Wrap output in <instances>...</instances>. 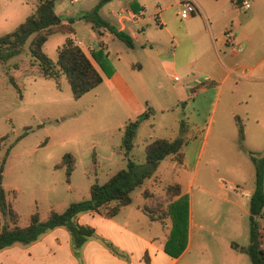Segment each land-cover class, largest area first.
Returning a JSON list of instances; mask_svg holds the SVG:
<instances>
[{
  "label": "rangeland",
  "instance_id": "1",
  "mask_svg": "<svg viewBox=\"0 0 264 264\" xmlns=\"http://www.w3.org/2000/svg\"><path fill=\"white\" fill-rule=\"evenodd\" d=\"M56 2L60 3L61 15L78 16L91 8L97 0ZM107 2L110 3V0ZM13 9L14 5L0 8V11H4V16L0 12V34L13 29L17 24L11 14ZM64 37V33L55 32L44 42L43 49L52 59L56 58ZM13 59H17L18 69L8 65ZM32 61L26 42L18 56L0 63V137L7 135L1 142L0 159L10 142L29 127L10 147L2 180L6 188L16 189V195L11 189L6 190V196L11 199L15 195L22 221L35 205L38 210L46 208L47 196L54 187V178L57 184L64 187L66 197L71 201L76 200L77 196L83 194V187L86 189L87 177L93 181H105L113 164L123 155L121 151L118 154L115 149L121 144L122 131L114 127L119 102L115 100L110 104V86L105 82L99 83L74 98L64 74L57 79L44 77L38 73L37 66ZM192 70L194 73L200 72L195 65ZM11 74L18 83L21 95L9 80ZM174 75L183 78L179 68L168 72L160 69L155 75L146 70L144 76H147V84L151 90L157 87L154 84L161 79L163 83L159 84V90L164 93L177 90ZM240 79L235 73L232 74L223 84L219 98L216 96L219 81L216 86L210 85V82L205 93L196 95L194 99L190 98L194 102L191 113L203 123L199 129L191 131L188 127L190 122L179 105L173 110L168 108L164 112L157 111L142 119L133 138L130 156L136 162H143L146 142L156 136H177L178 116L183 119L185 143L182 152L191 165L187 171H191L196 161L198 162L191 198L189 199L187 189V175L190 173L181 172L179 164H176L174 170L165 168V164L170 161L167 158L169 156L155 170L165 180L152 187L157 193L169 179L171 182L178 179L183 182L180 197L171 205L180 210L181 241L185 240L186 209L190 205L193 238L189 251L177 264H250V257L245 252L241 253L236 263L230 262L227 257L230 239L241 243L249 240V198L234 194L221 184L222 180H231L249 190L253 188L255 167L251 152L256 155L264 153V84L259 85L256 97L245 101L247 95L242 90ZM235 81L239 86H234ZM193 84H196L194 89H197L198 82ZM151 95L155 97L157 94L153 91ZM245 110H249V113L246 114ZM212 112L213 118L208 121ZM234 113L241 118L243 137L238 132V118L234 117ZM254 113L259 116L258 121L252 117ZM207 123L208 137L203 142ZM65 152H70L75 158L72 176L66 181L60 166H53ZM11 204L13 205V201ZM256 219L262 243L264 219L261 216H256Z\"/></svg>",
  "mask_w": 264,
  "mask_h": 264
},
{
  "label": "crops",
  "instance_id": "2",
  "mask_svg": "<svg viewBox=\"0 0 264 264\" xmlns=\"http://www.w3.org/2000/svg\"><path fill=\"white\" fill-rule=\"evenodd\" d=\"M37 1L0 0V8L14 5L15 9L11 14L18 24L32 12ZM107 1L100 6L99 13L117 29L129 33L133 41L132 46H128L107 28L92 26L90 21L81 17L84 11L78 16H63L60 14V3L56 0L54 8L63 19L74 17V39L101 73L100 83L105 82L110 86V104L115 100L119 102L118 117L114 121L115 129L122 131L123 124L144 111L147 105L154 108L153 113L164 112L168 108L173 110L181 105L184 116L190 122L188 127L191 131L199 129L203 123L191 113L194 102L190 101V98L194 99L196 95L205 93L207 85L212 82L210 85L216 86L217 81L219 85L216 96L219 98L223 84L234 73L241 78L242 90L247 95L245 101L258 95L259 85L264 84V0H248L247 7L240 5L241 0H193L195 10L187 17H182L179 13L180 0ZM0 12L4 16V11ZM226 28H229L233 36L232 41L226 40ZM194 65L200 69L199 74L193 72ZM175 68H179L183 75V78L173 76L177 80L175 92H161V79L154 84L157 85L154 90L150 89L147 76H144L146 70L155 75L160 69L168 72ZM61 74L64 73L59 76ZM196 81L198 85L197 89H194L196 84L193 83ZM234 86H239V83L235 81ZM153 91L157 94L155 97L151 95ZM248 111L245 110V113L248 114ZM213 115L214 112L209 115L208 121ZM233 115L240 118L237 113ZM252 117L258 121L257 114L254 113ZM180 120L183 119L178 116V129ZM208 128L209 123L206 125L203 142L208 137ZM120 146L121 144L115 148L117 153L120 152ZM167 158L170 161L165 164V168L174 170L176 164H179V170L182 172L191 166L185 154L182 155L181 161L173 156ZM164 160L166 157L160 160L157 167ZM125 164V156H119L107 178ZM53 166L56 168V163ZM59 168L64 171L66 181L65 166ZM155 170L142 184L136 186L138 189L135 187L136 189L131 191V201L122 205L115 214H105V207L78 213V222L94 228V234L79 249L72 247L69 231L64 226H56L31 243L15 242L1 249L0 264H177L192 245V211L189 205L186 209L185 240L179 249L180 242L172 234L176 217L171 204L180 197L183 182L179 179L175 182L167 180L168 183H178L180 193L175 194L164 205L154 207L155 215L162 208H166L168 212L164 217L151 218L143 206L154 204V199L151 195L145 196L144 189L153 195H160L166 191L168 185L165 183L159 192H154L152 187L165 180ZM197 170L196 161L191 171H187L190 173L187 175L189 199ZM92 181L87 177L86 189L83 187V194L77 196L76 200L89 196V185ZM53 183L54 187L47 196L46 208L38 210L35 205V208L29 210L24 221L19 218L18 224L25 225L34 210H38L40 218H44L50 209L62 211L68 205L71 200L66 197L64 187L60 183L57 184L55 178ZM3 185L7 191H16L14 188H6L4 183ZM251 191L252 188L248 189V194L232 192L249 198ZM15 195L9 200L13 201L14 209L21 215ZM224 198L229 200L228 197ZM232 241L237 242L234 239L229 240L227 257L230 262L236 263L243 251L232 247ZM237 243L246 245L248 242Z\"/></svg>",
  "mask_w": 264,
  "mask_h": 264
},
{
  "label": "trees",
  "instance_id": "3",
  "mask_svg": "<svg viewBox=\"0 0 264 264\" xmlns=\"http://www.w3.org/2000/svg\"><path fill=\"white\" fill-rule=\"evenodd\" d=\"M105 1L107 0H98L90 9L84 11L81 17L90 21L92 26L96 28L100 26L107 28L128 46H132L133 41L130 34L124 30L117 29L99 13V8ZM54 5L55 0H38L32 12L21 22L13 29L0 34V63H6L13 56H18L27 42L29 53L33 58L32 62L36 64L38 73L44 77L54 79H57L60 73H64L73 97L78 98L99 84L102 81V75L72 35L74 17L63 19L55 11ZM53 32L66 34L63 43L58 47L55 59H52L43 49L45 40ZM16 61L17 59H13L8 65L16 67ZM9 80L21 95L18 83L12 75L9 76ZM153 112L154 108L151 105H147L144 111L136 117L128 119L123 124L120 151L126 158L125 166L118 168L103 182L92 181L89 185L88 197L70 201L62 211L52 208L44 218H40L38 210H34L30 213L28 222L25 225H20L18 224L20 215L6 196L7 191L2 183V177L4 163L10 147L16 139L26 133L29 128L26 127L22 134L10 142L5 154L0 159V250L15 242L31 243L56 226H64L69 231L71 245L77 250L94 234V228L91 225L78 222V213L105 207V214H115L122 205L131 201V191L142 184L146 177L151 176L160 160L167 156H173L178 161H181L183 155L182 147L185 143L183 120H180L179 134L177 136L172 138L156 136L146 142L143 162H136L130 156L134 145L133 138L140 121L153 114ZM237 118L238 132L243 137V125L240 118ZM6 137V134L0 137V149L2 147L1 142ZM251 159L255 167V178L254 186L249 196V241L246 245H239L237 242L232 241L231 245L247 253L250 257V264H264V248L261 245V233L256 219V216H261L264 219V153L256 155L251 152ZM74 163L75 158L70 152L63 153L60 161L56 163V166H65L67 180H69L71 171L74 168ZM15 192L14 190L13 193ZM179 193L180 186L178 183H168L166 191L160 195H153L147 189H144L143 194L145 196H153L154 204L150 206L145 204L143 208L149 213L151 218L164 217L168 212L167 209L162 208L155 215L153 213L154 207L164 205L175 194ZM179 215L180 210L174 209L176 218L172 226V234L180 242L182 233L180 231ZM183 243V240L179 243V249L182 248Z\"/></svg>",
  "mask_w": 264,
  "mask_h": 264
},
{
  "label": "built area",
  "instance_id": "4",
  "mask_svg": "<svg viewBox=\"0 0 264 264\" xmlns=\"http://www.w3.org/2000/svg\"><path fill=\"white\" fill-rule=\"evenodd\" d=\"M76 1H78V0H69V2H71V3H74ZM248 2H249L248 0H241L240 5L243 7H247ZM180 4H181V7H180L179 13L182 17H187L192 11L195 10V3L193 0H180ZM225 31H226V40L232 41L233 36H232L229 28H226ZM221 184L233 192L240 193V194H248V189L246 187L241 186V185H239V184H237L231 180L230 181L222 180ZM261 245L264 248V237L262 239Z\"/></svg>",
  "mask_w": 264,
  "mask_h": 264
}]
</instances>
